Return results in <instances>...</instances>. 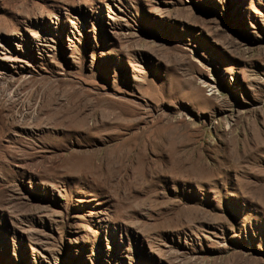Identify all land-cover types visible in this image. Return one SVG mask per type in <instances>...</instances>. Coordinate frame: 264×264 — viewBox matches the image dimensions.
<instances>
[{
  "label": "rangeland",
  "instance_id": "obj_1",
  "mask_svg": "<svg viewBox=\"0 0 264 264\" xmlns=\"http://www.w3.org/2000/svg\"><path fill=\"white\" fill-rule=\"evenodd\" d=\"M0 264H264V0H0Z\"/></svg>",
  "mask_w": 264,
  "mask_h": 264
}]
</instances>
